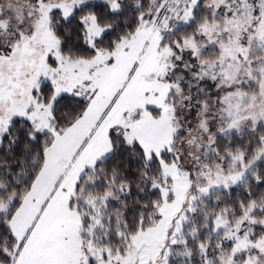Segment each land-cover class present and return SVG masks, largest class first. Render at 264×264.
<instances>
[{"label":"snow or ice","instance_id":"6c2138e0","mask_svg":"<svg viewBox=\"0 0 264 264\" xmlns=\"http://www.w3.org/2000/svg\"><path fill=\"white\" fill-rule=\"evenodd\" d=\"M0 264H264V0H0Z\"/></svg>","mask_w":264,"mask_h":264},{"label":"rangeland","instance_id":"374dc122","mask_svg":"<svg viewBox=\"0 0 264 264\" xmlns=\"http://www.w3.org/2000/svg\"><path fill=\"white\" fill-rule=\"evenodd\" d=\"M155 133H158V129H153V134ZM181 139H184V138H181ZM177 189L178 191L181 193V198L183 197V193L187 190V181H186V178H183L181 177L177 183ZM179 208V204L175 205V206H172L169 208V211H168V217L169 219L175 215L176 211L178 210Z\"/></svg>","mask_w":264,"mask_h":264}]
</instances>
